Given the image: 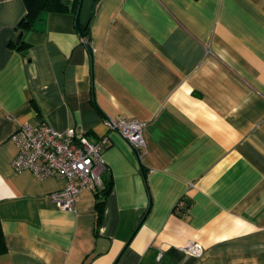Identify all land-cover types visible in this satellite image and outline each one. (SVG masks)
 <instances>
[{
    "label": "crops",
    "instance_id": "0c3cea01",
    "mask_svg": "<svg viewBox=\"0 0 264 264\" xmlns=\"http://www.w3.org/2000/svg\"><path fill=\"white\" fill-rule=\"evenodd\" d=\"M65 1L20 31L25 0H0V264H264V0H83L91 53ZM114 117L144 123L142 149ZM40 120L107 138L101 186L69 210L61 176L11 165Z\"/></svg>",
    "mask_w": 264,
    "mask_h": 264
},
{
    "label": "built area",
    "instance_id": "2783aa9c",
    "mask_svg": "<svg viewBox=\"0 0 264 264\" xmlns=\"http://www.w3.org/2000/svg\"><path fill=\"white\" fill-rule=\"evenodd\" d=\"M104 122L108 128L119 133L133 150L145 146L143 122L129 117L107 118ZM10 139L16 147L11 161L15 171L27 170L39 178L57 175L64 179L63 186L49 195L59 208L71 209L81 189L96 190L101 186L102 174L106 170L102 157L107 142L105 136L91 138L80 128L61 130L40 120L36 124H18ZM181 200L175 204L176 211L186 206ZM180 250L194 257L203 253V247L193 241L186 242Z\"/></svg>",
    "mask_w": 264,
    "mask_h": 264
},
{
    "label": "trees",
    "instance_id": "16d2710c",
    "mask_svg": "<svg viewBox=\"0 0 264 264\" xmlns=\"http://www.w3.org/2000/svg\"><path fill=\"white\" fill-rule=\"evenodd\" d=\"M25 2L27 4V12L19 20L17 24V28H19L20 31H27L31 29L33 22L38 18L41 11H61L67 8V2L65 0H25ZM71 11L74 14L76 13V3L74 4V6H72ZM82 29L84 31V39L87 43H89L90 40L89 22L85 26L82 25ZM16 46L22 47L21 42H19ZM110 185H111V179L110 178L108 179L106 177L104 180V185L102 186L103 188L97 191L99 195V198L96 201L97 224L102 218L104 200L107 191L110 188ZM185 205L188 206L189 204H185ZM5 249L6 247L4 244L2 231L0 229V252L5 251Z\"/></svg>",
    "mask_w": 264,
    "mask_h": 264
},
{
    "label": "water",
    "instance_id": "95a60500",
    "mask_svg": "<svg viewBox=\"0 0 264 264\" xmlns=\"http://www.w3.org/2000/svg\"><path fill=\"white\" fill-rule=\"evenodd\" d=\"M82 1L83 0H79V2H78L77 10H76V13H75L74 24H75V27H76L78 33L81 36H84V31H83L82 26L80 24V10H81ZM21 35H22V32H20L17 35L16 41H15L16 43H18L20 41ZM86 47H87L88 51L91 53V47H90L89 43L86 44Z\"/></svg>",
    "mask_w": 264,
    "mask_h": 264
}]
</instances>
